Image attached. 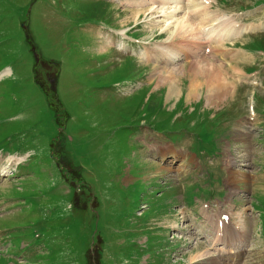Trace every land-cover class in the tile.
Segmentation results:
<instances>
[{"label": "rangeland", "instance_id": "374dc122", "mask_svg": "<svg viewBox=\"0 0 264 264\" xmlns=\"http://www.w3.org/2000/svg\"><path fill=\"white\" fill-rule=\"evenodd\" d=\"M114 1L0 0V77L10 72L0 79V155L22 157L17 167L19 158L0 157V174L16 169L0 176V264H205L191 257L210 250L209 201L210 214L243 224L251 249L243 264H264V4L254 8L264 0H177L211 34L261 28L247 43L201 46L163 30L167 2ZM242 45L255 56L250 67ZM159 48L186 55L165 63ZM202 63L229 83L220 102L208 103L200 73L199 96L187 98ZM171 81L177 94L167 101ZM162 147L174 158L159 159ZM231 167L242 174L235 181ZM221 184L226 195L214 206ZM183 208L189 232L178 238L170 224Z\"/></svg>", "mask_w": 264, "mask_h": 264}, {"label": "bare ground", "instance_id": "6f19581e", "mask_svg": "<svg viewBox=\"0 0 264 264\" xmlns=\"http://www.w3.org/2000/svg\"><path fill=\"white\" fill-rule=\"evenodd\" d=\"M156 2H167V4L165 3V5L171 6L168 8V11L163 10L161 12V16L164 18L163 30H166V29L168 30L170 28H173L175 30L170 38H172L173 36L177 37L178 35H180V36H183L184 38L186 37L184 39L185 41H187L186 39H188L190 41H194V42L198 43V45H200V46L206 42H209V44L215 45V44H219V43L223 42L225 40V38L232 35L235 31L234 30L235 27H229L230 26L229 25L228 28H224V30L222 32H221V29L219 28L221 33H219V35H217V36H213L211 34V31H208L206 27L201 28L202 23L200 22L201 20H199L197 18V17H199L198 15H195L194 13H193L194 15L193 14L189 15L191 17L190 20L192 23L188 20L189 19L188 18V9L190 7L188 6V8H184V9H186V11L182 10L183 5H180L181 1L178 2L177 0H133L131 3L133 5H137V6H146V5H154V3H156ZM189 3H190L189 0H186V5ZM184 11H185V13H184ZM179 13H183V14H181L182 16L176 18V15ZM158 15H159V13H158ZM203 16H205V15H203ZM208 25H209V23H208ZM222 25H221V27H222ZM248 29H254V28L246 27V28H240L238 30H241L242 32H244V31H248ZM178 30H179V34L177 35ZM211 30H212V28H211ZM226 30H227V34L223 35L222 33ZM212 31H214V30H212ZM117 34L124 37L120 33H117ZM120 43L125 44L124 41L120 42ZM196 43H194V45ZM120 46H118V47H120ZM124 46H126V44ZM196 46H197V44H196ZM164 48L168 49V47H166V46H164ZM167 49H163V52H162L161 49L159 48V51L162 52V59L164 60L165 63H175L179 60L184 59V57L181 58L180 55H186L185 53H180V52L176 53L175 51H171V49H170V51ZM191 53H193L195 55V53H201V52H200V50L197 49L196 51L192 50ZM226 54H227V52H226ZM233 55H235V54H233ZM234 57H235V61H236L237 56L235 55ZM198 65H199V66H197L198 70L195 68H192L191 71H193L194 74L192 72H190V74H189L190 84H189V91L187 94V98L191 99L197 95L199 96L200 91L202 89L201 87L203 84H201V82L198 81V79L196 77L200 73L203 75V77L206 80V82H205L206 93L205 94H206V98H207L208 103L210 104V102L213 101V98L216 99L215 102H220L223 99L224 95H227L228 93H230L229 83L225 82V80L218 74V72L214 69L213 66L206 64V63H202V64H198ZM200 65H202V66H200ZM199 70H204L205 72H203V71L200 72ZM2 75H5V74H2ZM172 75H174V73L171 71L170 76H172ZM169 86L170 87H169V89L166 93V97H165L167 101H169L171 98L175 97L177 94L176 84L171 81ZM167 150L168 149L163 151V147H162V149H160L159 152H157V154H158L157 156L159 157V159L161 158V160H165L167 158V156L169 155V153L173 154L172 151L167 152ZM8 161L12 163V161H10V160H8ZM17 163H18V160H17ZM16 164L13 162V165H16ZM7 166L10 167L11 164H9ZM233 176L236 178V174H233ZM221 227H222V230L219 233L218 241H220L223 246L220 247L219 249H216L217 254L216 255H214V254L210 255L209 251H206V252H202V253L197 254L195 257L192 256L191 260L196 259V261H207L208 263H205V264H222L221 260L225 256L224 252L227 251V248H230L231 249L230 254L233 257V259H231V262H233L234 258H235V261L232 264H238L237 263L238 259L243 257V255L247 254V252H248L247 250H243V247L241 246L242 243H246V241H245L246 240V232L243 230L242 226H238L237 229L241 233H238L235 236H227V235H224V230L226 228H224L223 224ZM213 257H216V258H213ZM214 259H216V260H214ZM200 264H202V262Z\"/></svg>", "mask_w": 264, "mask_h": 264}, {"label": "flooded vegetation", "instance_id": "af4514ba", "mask_svg": "<svg viewBox=\"0 0 264 264\" xmlns=\"http://www.w3.org/2000/svg\"><path fill=\"white\" fill-rule=\"evenodd\" d=\"M44 89H45V92L46 93H48V94L50 93L51 88H49L48 85H45V88Z\"/></svg>", "mask_w": 264, "mask_h": 264}]
</instances>
